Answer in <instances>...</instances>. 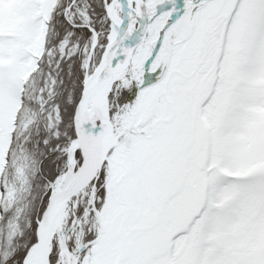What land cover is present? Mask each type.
<instances>
[{
    "label": "snow or ice",
    "instance_id": "snow-or-ice-1",
    "mask_svg": "<svg viewBox=\"0 0 264 264\" xmlns=\"http://www.w3.org/2000/svg\"><path fill=\"white\" fill-rule=\"evenodd\" d=\"M0 264H264V0H0Z\"/></svg>",
    "mask_w": 264,
    "mask_h": 264
}]
</instances>
